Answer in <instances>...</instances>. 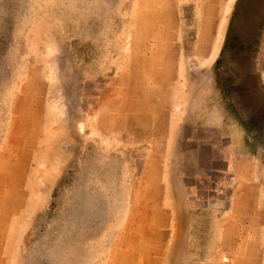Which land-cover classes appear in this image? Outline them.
Listing matches in <instances>:
<instances>
[{
    "label": "rangeland",
    "instance_id": "374dc122",
    "mask_svg": "<svg viewBox=\"0 0 264 264\" xmlns=\"http://www.w3.org/2000/svg\"><path fill=\"white\" fill-rule=\"evenodd\" d=\"M0 264H264V0H0Z\"/></svg>",
    "mask_w": 264,
    "mask_h": 264
}]
</instances>
